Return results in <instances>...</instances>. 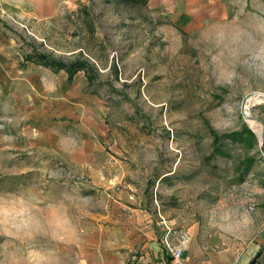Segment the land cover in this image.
Segmentation results:
<instances>
[{
	"label": "rangeland",
	"instance_id": "1",
	"mask_svg": "<svg viewBox=\"0 0 264 264\" xmlns=\"http://www.w3.org/2000/svg\"><path fill=\"white\" fill-rule=\"evenodd\" d=\"M58 5L0 10V264H140L157 223L261 231L264 0Z\"/></svg>",
	"mask_w": 264,
	"mask_h": 264
},
{
	"label": "crops",
	"instance_id": "2",
	"mask_svg": "<svg viewBox=\"0 0 264 264\" xmlns=\"http://www.w3.org/2000/svg\"><path fill=\"white\" fill-rule=\"evenodd\" d=\"M73 1L75 0H70V3ZM137 1L145 2L153 10L161 5L169 7L171 2V0ZM37 2L39 8L37 10L42 15H55L60 10L59 0ZM14 4H17V0H0V10L13 9ZM147 227L149 230L136 241L142 251L140 264H264V227L246 241L234 239L225 230L218 228L211 232L195 225H191L187 230L170 226L167 229L161 227L159 223L156 227L153 224ZM175 248L182 250L178 259L172 253ZM112 257L120 262L118 255L113 254ZM100 264L118 263L114 260L113 263Z\"/></svg>",
	"mask_w": 264,
	"mask_h": 264
},
{
	"label": "trees",
	"instance_id": "3",
	"mask_svg": "<svg viewBox=\"0 0 264 264\" xmlns=\"http://www.w3.org/2000/svg\"><path fill=\"white\" fill-rule=\"evenodd\" d=\"M28 57H30V56H28ZM54 62L56 63V65H58L60 67H64L65 66L66 68H68V72H69L70 78H72L83 67V65H87V67L90 70L95 71L97 76H99L98 70L96 69L95 65L91 66L86 61H82V60H78V61H59V60H57V61H54V60L50 59L49 61H47L46 64L50 63L51 65H53ZM249 132H250L251 135H254L253 131L249 130ZM231 138L232 139H234V138L236 139L235 136H231Z\"/></svg>",
	"mask_w": 264,
	"mask_h": 264
},
{
	"label": "built area",
	"instance_id": "4",
	"mask_svg": "<svg viewBox=\"0 0 264 264\" xmlns=\"http://www.w3.org/2000/svg\"><path fill=\"white\" fill-rule=\"evenodd\" d=\"M173 254H174V256H175V258H180L181 256V253H182V250L181 249H179V248H175V249H173V252H172Z\"/></svg>",
	"mask_w": 264,
	"mask_h": 264
},
{
	"label": "water",
	"instance_id": "5",
	"mask_svg": "<svg viewBox=\"0 0 264 264\" xmlns=\"http://www.w3.org/2000/svg\"><path fill=\"white\" fill-rule=\"evenodd\" d=\"M258 96H259L261 99L264 100V94H263V95L258 94Z\"/></svg>",
	"mask_w": 264,
	"mask_h": 264
}]
</instances>
